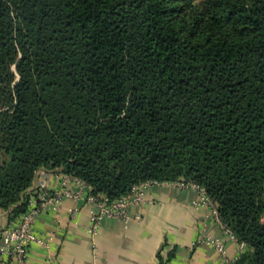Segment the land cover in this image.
<instances>
[{
  "label": "trees",
  "instance_id": "trees-1",
  "mask_svg": "<svg viewBox=\"0 0 264 264\" xmlns=\"http://www.w3.org/2000/svg\"><path fill=\"white\" fill-rule=\"evenodd\" d=\"M11 64L9 220L40 168L110 200L189 181L246 244L234 264H264V0H0V81Z\"/></svg>",
  "mask_w": 264,
  "mask_h": 264
},
{
  "label": "crops",
  "instance_id": "crops-1",
  "mask_svg": "<svg viewBox=\"0 0 264 264\" xmlns=\"http://www.w3.org/2000/svg\"><path fill=\"white\" fill-rule=\"evenodd\" d=\"M57 185L58 172L49 170L45 190ZM142 196V202L128 208L129 215L138 219L125 225L120 219L102 218L94 236L86 231L94 211L86 203L65 199L56 212L40 213L34 231L51 240L48 246L32 244L26 264H224L236 260L238 243L222 232L208 207L193 204L199 197L196 189L165 183L143 188ZM14 220L0 210V229ZM202 229L223 240L225 257L211 245L196 242Z\"/></svg>",
  "mask_w": 264,
  "mask_h": 264
},
{
  "label": "built area",
  "instance_id": "built-area-1",
  "mask_svg": "<svg viewBox=\"0 0 264 264\" xmlns=\"http://www.w3.org/2000/svg\"><path fill=\"white\" fill-rule=\"evenodd\" d=\"M46 169H37L34 173L30 187L27 189L28 196L26 210L0 229V264H26L28 250L32 244L39 246H48L51 237H42L35 233L34 222L37 216L42 212L54 213L57 211L60 203L65 199L81 201L94 208L89 217L90 224L86 231L91 236L96 234L98 223L102 218L120 219L126 225L132 219L128 213L129 206L142 202V190L151 185L173 183L179 187H192L199 193L194 205L206 206L210 209L214 221L220 226L225 235L238 243L237 256L244 252L245 243L238 242L235 236L225 228L218 218L216 205L206 195L204 189L193 182H157L155 180L146 181L134 185L130 192L110 200L106 196L93 194L91 187L81 179L58 172V185L52 191L45 190V178L48 175ZM197 243H207L214 247L223 257L226 256V249L222 239L206 235L202 229ZM235 261L226 260L224 264H234Z\"/></svg>",
  "mask_w": 264,
  "mask_h": 264
},
{
  "label": "rangeland",
  "instance_id": "rangeland-1",
  "mask_svg": "<svg viewBox=\"0 0 264 264\" xmlns=\"http://www.w3.org/2000/svg\"><path fill=\"white\" fill-rule=\"evenodd\" d=\"M10 74L2 76L0 81V114L4 112H10L13 104L15 103V97L13 92L14 83L18 79V74L15 69V65L9 66ZM3 120L4 117L0 116V165L7 159L8 154L6 152L7 141L3 133ZM264 220V218H263Z\"/></svg>",
  "mask_w": 264,
  "mask_h": 264
}]
</instances>
